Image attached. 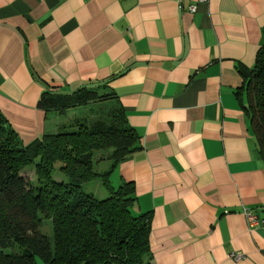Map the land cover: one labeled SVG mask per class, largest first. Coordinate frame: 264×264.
Segmentation results:
<instances>
[{"label":"crops","instance_id":"crops-1","mask_svg":"<svg viewBox=\"0 0 264 264\" xmlns=\"http://www.w3.org/2000/svg\"><path fill=\"white\" fill-rule=\"evenodd\" d=\"M263 44L264 0H0V111L28 145L67 121L43 91L106 83L139 146L109 182L150 215L151 264H264V158L238 96Z\"/></svg>","mask_w":264,"mask_h":264},{"label":"trees","instance_id":"trees-1","mask_svg":"<svg viewBox=\"0 0 264 264\" xmlns=\"http://www.w3.org/2000/svg\"><path fill=\"white\" fill-rule=\"evenodd\" d=\"M242 76L238 96L264 158V44ZM114 98L106 83L72 94L43 91L38 109L59 115L78 109L79 115L28 145L0 111V264H151L150 215L131 212L132 183L113 188L109 182L112 168L139 149ZM104 160L110 168L96 172ZM29 167L34 185L22 176ZM56 168L66 181L53 179ZM95 178L105 198L82 190ZM44 219L51 237L40 231Z\"/></svg>","mask_w":264,"mask_h":264},{"label":"rangeland","instance_id":"rangeland-1","mask_svg":"<svg viewBox=\"0 0 264 264\" xmlns=\"http://www.w3.org/2000/svg\"><path fill=\"white\" fill-rule=\"evenodd\" d=\"M69 94H72V93H69ZM78 116L79 115V110L78 109H71L68 111V114H67V120H71L73 119V117L75 116ZM101 154V152H97L96 153V157L95 159ZM108 167L107 164H103L100 168L101 169H106ZM97 169H99L97 167V164L95 165L94 167V170L95 171H98ZM22 176L27 179L29 181V184L31 185H34L35 183V174H34V170L33 168H26L23 173H22ZM52 177L54 180L56 181H66V176L60 172L57 168L52 172ZM102 183L99 179H92L91 181H88L86 183H84L82 185V190L85 192V193H89V194H93L96 198L98 199H102V198H105V197H102L98 192L100 190H103V187H102ZM104 191V190H103ZM40 231L45 234L46 236L48 237H51L52 236V231H51V223L49 220H46L44 219L43 222H42V227L40 228Z\"/></svg>","mask_w":264,"mask_h":264},{"label":"built area","instance_id":"built-area-1","mask_svg":"<svg viewBox=\"0 0 264 264\" xmlns=\"http://www.w3.org/2000/svg\"><path fill=\"white\" fill-rule=\"evenodd\" d=\"M199 2L201 3H205V2H208V0H198ZM189 10L191 12H194L195 11V7H189ZM244 217H245V222L247 224V227L248 228H251L257 224H260V221L258 220V218L256 217V215L254 213H252V211H249V210H246V209H243L242 211ZM230 258L234 259L235 261H238L240 259L243 258V255L241 253H232L229 255Z\"/></svg>","mask_w":264,"mask_h":264}]
</instances>
